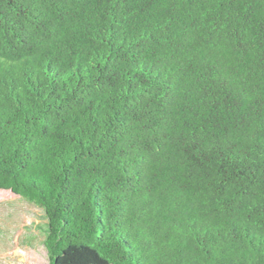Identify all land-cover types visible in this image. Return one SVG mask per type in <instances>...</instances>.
<instances>
[{
    "label": "trees",
    "instance_id": "obj_1",
    "mask_svg": "<svg viewBox=\"0 0 264 264\" xmlns=\"http://www.w3.org/2000/svg\"><path fill=\"white\" fill-rule=\"evenodd\" d=\"M0 189L48 264H264V0H0Z\"/></svg>",
    "mask_w": 264,
    "mask_h": 264
},
{
    "label": "rangeland",
    "instance_id": "obj_2",
    "mask_svg": "<svg viewBox=\"0 0 264 264\" xmlns=\"http://www.w3.org/2000/svg\"><path fill=\"white\" fill-rule=\"evenodd\" d=\"M41 208L0 189V264H48Z\"/></svg>",
    "mask_w": 264,
    "mask_h": 264
}]
</instances>
